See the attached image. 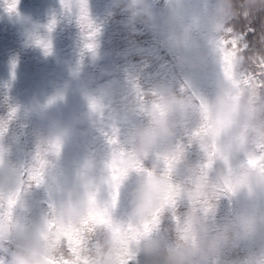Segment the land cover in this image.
Listing matches in <instances>:
<instances>
[{
  "label": "clouds",
  "instance_id": "9594fccd",
  "mask_svg": "<svg viewBox=\"0 0 264 264\" xmlns=\"http://www.w3.org/2000/svg\"><path fill=\"white\" fill-rule=\"evenodd\" d=\"M118 5L129 30H149L170 54L179 87L134 89L107 155L86 159L38 215L27 197L50 148L23 164L0 151V264H264V50L228 43L234 0H163L162 14L152 0ZM113 102L102 95L96 111Z\"/></svg>",
  "mask_w": 264,
  "mask_h": 264
},
{
  "label": "rangeland",
  "instance_id": "374dc122",
  "mask_svg": "<svg viewBox=\"0 0 264 264\" xmlns=\"http://www.w3.org/2000/svg\"><path fill=\"white\" fill-rule=\"evenodd\" d=\"M19 2L20 7L13 12L6 7L0 20L14 47L13 54H7L5 44L0 46V91L8 101L0 115V151L9 162L23 164L30 162L42 145L47 149L58 140L59 155H51L47 160L43 184L36 188L38 194L49 198L53 190L71 181L86 159H102L108 153L106 134L92 122L104 110L93 111L90 105L102 95H111L114 104L124 107L134 99V89L106 88L96 78L91 79L75 68L74 61L89 51L87 45L91 44L92 50L111 51L116 74L135 83L142 92L169 79L178 88L181 74L149 30L137 26L131 31L126 27V15L118 0L104 4L62 0L57 7L47 4V0ZM152 4L157 13V3L152 0ZM234 4L235 31L246 32L250 39L246 53L264 50V5L257 3L246 8L245 0H234ZM81 9L87 17L83 24ZM145 43L157 45L159 52L128 53L130 48ZM42 44L48 46L47 52ZM81 60L87 64L86 59ZM161 66L166 67L167 75L154 76L153 71ZM125 125L114 124L109 131L119 136ZM127 202V198L118 196L115 209L118 217L126 211ZM225 208L221 206V215Z\"/></svg>",
  "mask_w": 264,
  "mask_h": 264
},
{
  "label": "trees",
  "instance_id": "16d2710c",
  "mask_svg": "<svg viewBox=\"0 0 264 264\" xmlns=\"http://www.w3.org/2000/svg\"><path fill=\"white\" fill-rule=\"evenodd\" d=\"M3 3H10V0H0V2ZM59 1L62 0H47L48 3H52V6L57 7ZM77 3H81L82 1L91 2L92 4H104V3H112L116 0H75ZM157 3V13L162 14L163 8L161 5L163 4V0H154ZM19 0H17L16 3V9L20 7ZM190 3L193 8L198 9H205L208 8L210 5L215 3V0H190ZM30 10V8H29ZM26 12V11H24ZM22 12V13H24ZM2 16L0 12V17ZM41 20V16L38 18V20ZM251 19H253L251 17ZM237 22L235 20V17L230 21V28L232 32L234 33L235 37L241 38L240 42L242 44L247 45V51L250 39L247 38L248 34H245L244 32H237L235 31L234 24ZM250 26L253 27L252 22H250ZM250 27V28H251ZM254 29V28H253ZM247 32H250L249 30ZM11 36L6 32V27L3 26V24L0 22V46L1 44L5 47V51L7 54H13L14 47L9 41V38ZM27 42V40L25 41ZM10 43V45H8ZM246 51V52H247ZM159 52V47L153 43H145L143 45H137L128 50V53H135V54H156ZM15 55H18V53H15ZM81 59H86L87 64H84ZM115 56L111 53V51L105 50V49H93L91 51L84 52L81 55V58L74 61V66L77 68L78 71L84 73L85 75L91 77V79L96 78L101 84H103L106 88L110 89H136L137 85L135 83H129L128 81H125L122 77L118 76L116 74V65H115ZM168 71L165 66H161L158 69H155L153 71V75L156 77H162L163 75H167ZM208 77H204L201 79V85L202 87H207L208 83ZM164 84L169 87L175 88L174 82L172 80H166L162 83H155L153 87ZM1 84H0V90H1ZM152 87V88H153ZM4 91V90H3ZM7 100L4 92L0 91V115L5 110V107L7 106ZM126 108L124 106H120L117 104L112 103L111 105H106L104 112L102 114L95 115L94 120L92 122L95 125L99 126V129L103 131V134H106L105 141L108 142L109 139L115 138L112 134L111 127L115 125H121L126 124ZM111 126V127H110ZM117 136V134H116ZM136 177L132 176L129 178V180L121 187L119 190L118 196L127 198L128 199V193L131 190V188L134 186ZM28 204L31 210V213L33 215H38L40 212H42L46 206V203L49 198L46 196H42L37 193V189H34L32 192L28 194Z\"/></svg>",
  "mask_w": 264,
  "mask_h": 264
},
{
  "label": "snow or ice",
  "instance_id": "6c2138e0",
  "mask_svg": "<svg viewBox=\"0 0 264 264\" xmlns=\"http://www.w3.org/2000/svg\"><path fill=\"white\" fill-rule=\"evenodd\" d=\"M16 3H17V0H10V3H9V6H8V9L7 10L9 12H13L15 10ZM80 19H81L82 24L85 23L86 20H87L86 14L84 13L83 9H81ZM86 26L89 27V28H91V25H86ZM229 31L231 32L232 30L230 29ZM93 35H94V33H93ZM89 38H91V36ZM240 39L241 38L231 37L230 40L228 41V43L231 44V45H235L243 53V52H246L247 51V45L246 44H242L240 42ZM41 46L44 47L45 48V51L47 52L48 46L47 45H44V44H42ZM86 47L88 48L89 51H91L93 46L91 44H89ZM262 62H264V61H262ZM90 106L93 109V111H96L97 110V105L95 104V102H93ZM108 142L109 143H112V140H109ZM49 148H50V151H51V154L52 155H59V152H60V142L57 140V141L51 143L50 146H49ZM43 163H45V162H42V164Z\"/></svg>",
  "mask_w": 264,
  "mask_h": 264
}]
</instances>
